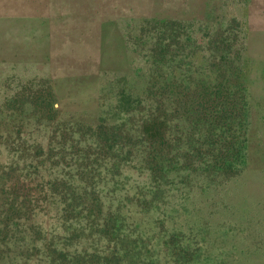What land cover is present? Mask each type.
Instances as JSON below:
<instances>
[{
    "label": "rangeland",
    "instance_id": "374dc122",
    "mask_svg": "<svg viewBox=\"0 0 264 264\" xmlns=\"http://www.w3.org/2000/svg\"><path fill=\"white\" fill-rule=\"evenodd\" d=\"M205 2L0 0V186L6 184L0 187V214L11 206L7 230L24 221L10 238L20 239L27 226L38 229L36 238L60 226L51 182L58 179L57 169L73 180L76 167L66 153L79 135L138 141L113 127L127 118L126 111L141 97L151 57L160 55L153 48L161 35L180 49L175 56H186L189 73L195 67L204 73L207 65L215 64L207 61L210 53L228 52L242 79L246 105L238 162L217 176L191 162V168L179 170L181 176L170 182L163 171L149 173L137 157L136 146L127 157L114 149L97 157L92 146L89 152L97 163L116 161L119 169L109 168L110 164L95 170L90 181L102 185V195L112 189L123 213L128 211L135 227L147 231L152 255L148 264H165L162 249L168 246L162 234L169 233L174 234L171 245L181 238L182 247L188 246L187 255L175 250L181 264H264V0H219L214 17L203 22ZM182 19L194 22L192 29L177 22ZM167 20L169 25L159 30ZM217 24L220 29L230 28L229 40L223 32V36L212 34ZM63 120L64 126H59ZM26 132L29 140L19 146L12 136ZM47 140L48 157L27 147L32 142L44 147ZM58 142H63L61 147ZM80 149L75 147L74 157L81 161ZM31 153L40 155L33 159L40 162L38 166L12 164L17 156L29 159ZM79 174L83 180L90 176ZM12 181L17 184L13 197H19L5 207L11 200L7 186ZM22 200L27 210L20 207ZM81 238H72V243L87 245ZM34 244L43 258L40 241ZM195 247L198 250L191 252ZM72 249H67L71 255Z\"/></svg>",
    "mask_w": 264,
    "mask_h": 264
},
{
    "label": "trees",
    "instance_id": "16d2710c",
    "mask_svg": "<svg viewBox=\"0 0 264 264\" xmlns=\"http://www.w3.org/2000/svg\"><path fill=\"white\" fill-rule=\"evenodd\" d=\"M214 14H216V9L214 10L210 0H206L205 11L201 19L206 22L208 17H214ZM170 22L165 21L159 30L169 25ZM177 22L185 29H192L194 26V22L190 20L182 19ZM222 32L229 40L230 28L220 29L217 24L212 34L219 33L218 35L223 36ZM159 33L160 31H157V36L160 35ZM156 41L157 45L153 51H158L160 55L155 57L151 55L152 66L144 80L141 97L135 99L133 109L126 111L127 118L113 127L122 131L124 136L137 138L138 141L130 144L127 141L124 143L117 141V139L105 141L101 138L91 139L90 136L87 138L79 135L72 141L73 143H69L67 149L70 152L66 154L71 157L70 161L73 160L76 167L75 172L72 173L73 180H70V176L66 178V173L63 174L57 169L55 172H57L58 179H53L51 182L53 185L50 184V190L58 197L60 226L58 225L56 229H49L48 234L44 233L38 238H36L38 229L32 230L31 226L25 228L20 239L10 238L18 227L24 225V221L14 222L12 224L14 228L7 230L11 224L6 216H9L11 206H6L14 203L19 197V194L13 197L12 190L17 186L16 181L9 182L7 187L10 190L11 200L8 204H4L9 209H4L0 214V264L3 262L6 264L9 261H6L8 256L5 252H8L12 258L7 264H148L152 255L147 231L143 232L135 227V221L130 220L128 211L123 213L121 206L115 201L112 189L102 195L100 193L102 185L99 188L97 182L90 181L95 170L104 169L110 164L112 165L109 168L114 166L115 169H119L116 161L110 163V160H105L97 163L89 152L92 146L95 150L92 154L97 157L105 156L100 153L103 151L108 153L113 149L117 155L127 157L131 148L136 146L137 157L149 173H152L154 169L155 172L163 171L170 182L181 176L178 173L179 170L184 171L191 168V162L194 167L201 166L203 170L207 169L215 176L231 170L238 162L244 144L246 105L242 79L233 69L228 52L224 55L210 53L207 61L208 63L217 61L215 64L207 65L204 73L199 71L200 67H195L189 73V61H184L186 56H175L177 50L180 54L181 51L171 47L173 46L172 41L163 39L161 35L156 37ZM229 46L226 44L225 49ZM177 56L180 59L173 65V59ZM190 80L194 81L192 87L185 85L186 81ZM64 124L63 120L58 125L64 126ZM12 137L19 146L29 140L27 132L23 136ZM50 143L52 144V141ZM58 144L61 147L63 142H58ZM50 146L49 140L44 147L33 142L27 145L29 149L31 148V152L34 149H40V155L45 157H48ZM76 146L81 147L79 155L81 161L78 157H74ZM29 155V159L28 157L22 159V155L17 156L12 164L21 162V165L38 166L40 162L33 159L40 155L34 153ZM57 161H63V157L58 158ZM87 165L93 166L94 169L87 167L86 170ZM81 170L86 173L87 177L90 175L87 180H83L79 174L82 173ZM170 171L174 174H168ZM56 180L58 182H55ZM54 183H58L57 186L61 191H56ZM4 185L6 184L0 187ZM22 196L25 198L27 192ZM20 205L27 210L28 207L24 200L20 201ZM132 224L133 227H131ZM173 235L171 233L162 234L163 243L168 246L162 249L165 264H181L174 255L175 250L187 255L188 246L182 247L181 238L171 245ZM79 236L87 241V245L72 243V238ZM24 239V244L19 245ZM36 240L40 241L42 254L45 257L43 258L46 261L40 257L37 246L33 245ZM194 244L196 245L195 242ZM9 245L11 248H7ZM74 245L79 247L74 248ZM50 246L51 250H48ZM72 246L73 254L71 255L67 249ZM45 249L48 250L46 254ZM197 250L198 247H195L191 252Z\"/></svg>",
    "mask_w": 264,
    "mask_h": 264
},
{
    "label": "water",
    "instance_id": "95a60500",
    "mask_svg": "<svg viewBox=\"0 0 264 264\" xmlns=\"http://www.w3.org/2000/svg\"><path fill=\"white\" fill-rule=\"evenodd\" d=\"M210 2H211L212 6H213V8H214V10H215V9L218 7L219 0H210ZM23 177H24V175H23ZM5 255L8 256V258L6 259V261H7V260H9V261L12 260L10 254H9L8 252H5ZM9 261H8V262H9ZM8 262H7V263H8ZM7 263H6V264H7ZM1 264H5V262H3V263H1ZM22 264H25V263H22Z\"/></svg>",
    "mask_w": 264,
    "mask_h": 264
}]
</instances>
